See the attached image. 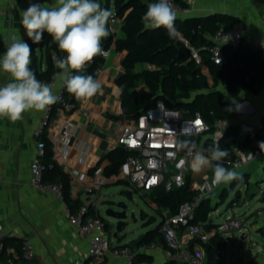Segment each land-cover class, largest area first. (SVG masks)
<instances>
[{
    "label": "crops",
    "instance_id": "0c3cea01",
    "mask_svg": "<svg viewBox=\"0 0 264 264\" xmlns=\"http://www.w3.org/2000/svg\"><path fill=\"white\" fill-rule=\"evenodd\" d=\"M183 1L190 8V12L185 16L206 17L214 13L232 14L247 25L249 32L254 37L264 40V0ZM31 2L55 4L56 0H31ZM111 3L114 9L112 13H115L114 1L111 0ZM28 4L29 0H0V56L6 51L4 42L7 40L10 30L20 29L21 34L23 33L19 23V13L21 9L27 8ZM124 36L121 21L117 26L114 38ZM23 38L27 40L26 36ZM44 41L45 38L42 43L37 45L36 58L31 57L32 62L35 59L40 69L47 67ZM108 49V57L95 73V79L102 82V94H97L90 100H77L69 109L56 105L50 113L47 110L28 111L23 114L22 120L16 122L0 118V145L2 147L0 155V223L4 227L5 236L12 239L6 247L0 243V264H9L14 260H17L18 263L21 244L25 238H29L35 247L33 264H78L84 261L88 255L87 239L79 234L78 227L71 224L67 218L66 206L68 204L66 201L54 192L34 188L31 183V162L35 157H40L42 151V143L34 134V130L39 125L45 126L47 136L52 141L55 160L71 175L72 196L80 199L85 205H92L101 216H103L101 209H107L108 205L115 203L111 196L112 190L109 187L110 184H117L114 176L110 179L105 178L99 188L95 187L93 191L86 189V185L97 180L94 170H92L93 167L96 165L103 167L106 164L105 155L111 149L119 146L118 136L121 127L130 121L119 117L122 112L121 92L116 84L117 77L124 71L122 66L124 52L118 51L114 44H111ZM59 71L61 70L56 72ZM7 82H9L8 75L0 72V85ZM59 86L64 85L62 81L57 80V87ZM54 91L55 88H53ZM226 96L235 111L231 121L239 125L241 132L247 133L250 129L256 130L262 125L264 120V85L258 93L242 89L235 98L228 94ZM49 114H51L50 117ZM208 138L211 139L208 135L204 138L205 146ZM253 148L251 147L245 152L249 153ZM236 171L249 174V182L245 183L247 190L248 186H263L264 153L253 156L248 164ZM81 174H84V179L79 178ZM188 175L192 178L194 186H197L199 183L191 169ZM223 185L219 187L220 190ZM104 186H108L105 191L102 190ZM124 190L127 189H122V194H125ZM148 193L141 194L146 195L151 203ZM218 213L220 212L214 210L209 218L215 221V216ZM251 213L248 211L243 215L244 218L249 215L246 219L248 231L250 228L260 231L261 228L259 229V225H254L256 224L254 221L261 216L264 217V207L262 206ZM108 217L109 219L103 216L109 226L106 228V232L110 236L111 234L117 236L113 244L129 243L136 237V235L127 236V234L118 236L116 230H123L125 227L121 229L115 218ZM123 221L125 223V220ZM244 232L242 231V233ZM196 233L197 226L178 228V237L188 244H191L192 237ZM193 249L206 261V248L201 242H195ZM257 252L259 253V251L252 252L248 260H241L236 264H244L249 261L254 264H264V259ZM140 253L152 254L153 260L138 264H165L168 260L165 248L160 244L151 251ZM219 262L225 264V260ZM105 264H127V262L124 258L108 253L105 256Z\"/></svg>",
    "mask_w": 264,
    "mask_h": 264
},
{
    "label": "trees",
    "instance_id": "16d2710c",
    "mask_svg": "<svg viewBox=\"0 0 264 264\" xmlns=\"http://www.w3.org/2000/svg\"><path fill=\"white\" fill-rule=\"evenodd\" d=\"M111 0H106L105 8L109 9ZM115 14L122 20L124 37L114 38L110 35L102 41L103 48H109L114 44L115 48L124 52L122 66L124 71L116 79V84L121 92V109L119 117L127 120L136 119L142 112L154 106L158 101L165 103L167 107L176 108L186 113L200 111L203 117L211 124L212 131L216 121H227V127L221 140V149H226L229 155L222 161L226 168L232 167L236 156V149L247 150L253 147L254 138L249 133L241 132L239 125L231 121L235 115L234 108L226 98L237 97L242 89H248L258 93L264 85V57L261 52L246 42L238 46L225 44L222 46L224 59L216 62L211 56L209 47L214 44L212 36L219 30H229L240 18L228 13H214L206 17L185 16L177 18L175 27L178 35L169 38L164 28L155 30L145 29L142 16L150 3L157 0H113ZM184 5L183 0H176ZM45 51L47 67L40 69L36 60L30 67L38 79H49L57 69L52 60V53L58 57L63 56L58 46L52 42L51 37L45 33ZM29 44H32L28 40ZM39 44L32 45V57L36 58ZM191 46L199 50L201 62L198 63L192 55ZM105 58L97 56L92 63L87 65L82 75H92L96 78L95 70L102 66ZM76 74V73H74ZM64 94L72 105L77 98L68 93L63 86ZM45 128V126H44ZM257 137L264 138V120L262 125L255 130ZM42 143L40 159L45 164L44 179L47 181L61 182L63 184L64 200L73 211H78L85 204L71 194V175L66 172L55 160L53 144L46 131L38 136ZM204 152L211 146V139L206 140ZM132 151L119 145L111 149L106 155V164L102 167L103 174L107 179L117 174ZM92 170H95L96 167ZM243 181H232L223 185L220 190L219 201L216 206L210 195L203 196L196 206L192 217L188 219V226H202L205 231H212L216 222L209 218L211 212L216 210L228 198L239 184L249 182V174L239 172ZM117 184H127L125 179H115ZM131 195V190H124ZM199 192L194 186L190 175L186 183L173 190H166L163 186L149 191L148 197L151 206L160 214V219L146 211L141 212L144 226H149L142 243L157 242L164 248L168 245L162 232L165 220L175 215L182 203L189 201ZM240 190H236L238 199ZM231 204V202H230ZM85 215H100L92 206L87 205ZM119 227H125L124 221L119 222ZM106 224V228H108ZM264 233V229H260ZM226 238L220 233H213L209 240L202 242L198 235L192 237L189 247L193 249L195 242H201L206 248L207 259L205 264H221L216 257V249L225 242ZM12 239L3 237V245L7 246ZM124 245H130L124 243ZM153 256L150 253H139L132 259V264L151 262ZM17 260L9 264H16ZM165 264H178L174 259L167 260ZM244 264H254L249 261Z\"/></svg>",
    "mask_w": 264,
    "mask_h": 264
},
{
    "label": "built area",
    "instance_id": "2783aa9c",
    "mask_svg": "<svg viewBox=\"0 0 264 264\" xmlns=\"http://www.w3.org/2000/svg\"><path fill=\"white\" fill-rule=\"evenodd\" d=\"M171 2L177 11V17L185 16L190 12V8L181 2L176 0H171ZM112 20L114 22L109 24L110 35H115L117 26L122 20L115 13H113ZM212 39L214 44L209 47V51L216 62H222L225 57L222 51L223 45L230 44L236 47L241 42H246L251 47L259 50L264 57V40L254 37L249 32L247 25L242 21L235 22L229 30L221 29L217 31L212 36ZM190 48L193 57L200 63L199 50L193 46ZM104 49L109 55V49ZM53 54L57 55L55 52L52 53V56ZM56 73L54 72L49 79H39L43 83L52 84L53 88H55L53 94L60 97L57 103L49 106L47 109L48 113L52 112L56 105L68 109L72 107L71 102L64 94L63 86L57 87ZM197 121H199V124L196 123ZM224 122L225 126L223 127L221 123ZM226 127L227 121L219 120L216 121L215 129L212 131L211 124L203 117L200 111L186 113L176 108L167 107L164 102L158 101L154 106L142 112L136 119L122 125L118 136V144L132 151V154L128 156L119 172L114 175V178L125 179L133 190L140 193H147L159 186H163L168 191L181 187L186 183L190 170V158L187 157V150L177 147L179 143H182V138L193 137V143L189 148L195 144L197 150L204 151V138L208 135L212 139L211 146H213L214 141H219L221 148V140ZM44 131V125L41 124L34 130V134L39 136ZM221 132L222 136L220 137L219 134ZM247 133L254 138V148L249 153L236 149V156L230 170L241 169L249 163L253 156L264 153L259 147L260 142H264V138L257 137L255 129H250ZM1 152L2 147L0 145V155ZM44 169L45 164L40 157H35L30 165L33 187L38 190L54 192L64 199L63 184L45 180ZM94 175L97 180L86 185L88 191H93L95 187L99 188L106 178L101 166L96 167ZM212 177L203 184H198V194L193 199L182 203L178 212L165 220L162 232L168 245L165 248L168 260L174 259L180 264H205L204 257L192 250L187 242L182 241L178 237V228L187 224L188 219L192 217L196 206L203 196L208 195L216 187L223 185H212ZM79 178L84 179V174H81ZM243 184L245 189H247L245 183ZM202 188L204 189L203 193L201 192ZM238 203L239 200L232 199L231 207L238 206ZM232 208H228L230 209L229 213L223 217L222 221L216 223L212 231H205L202 226H197L196 235L200 237L202 242L209 240L213 233H220L226 238L239 237L242 231H245L248 235L246 220ZM86 211L87 205L82 206L76 212L70 206H66V215L69 222L77 226L79 234L88 241V255L84 261L78 264H105V256L108 253L124 258L128 264L140 252H148L158 246L155 241L141 243L138 246L113 244V240L106 232V222L103 216L85 215ZM4 235V227L0 223L1 244H3ZM226 254L223 242L216 249V257L219 261H224ZM34 257V244L29 238H25L21 244L20 260L17 264H33Z\"/></svg>",
    "mask_w": 264,
    "mask_h": 264
},
{
    "label": "clouds",
    "instance_id": "9594fccd",
    "mask_svg": "<svg viewBox=\"0 0 264 264\" xmlns=\"http://www.w3.org/2000/svg\"><path fill=\"white\" fill-rule=\"evenodd\" d=\"M19 15L23 33L20 29H11L4 42L6 51L0 56V72L9 77V82L0 85V118L16 122L23 119L24 113L45 111L60 100L58 95L53 94V85L41 82L30 67L32 45L42 43L45 33L64 54L61 57L53 54L52 60L55 67L61 70L55 78L63 82L68 93L78 100H90L102 94L100 80L79 73L84 72L97 56L108 55L102 41L110 36L109 24L114 22L110 9L102 7L99 0H56L55 4L29 0L28 7L21 9ZM141 19L145 29L164 28L169 38L178 35L175 27L177 11L171 0L150 3ZM219 135L221 137L222 132ZM177 147L184 149L186 146L179 143ZM259 147L264 152V142H260ZM206 151L207 155L197 150L195 144L187 149L193 173L200 174L211 169L212 185L243 181L241 173L223 165L222 161L229 153L220 148L219 141H214ZM201 192H204L203 188Z\"/></svg>",
    "mask_w": 264,
    "mask_h": 264
},
{
    "label": "rangeland",
    "instance_id": "374dc122",
    "mask_svg": "<svg viewBox=\"0 0 264 264\" xmlns=\"http://www.w3.org/2000/svg\"><path fill=\"white\" fill-rule=\"evenodd\" d=\"M101 2V6H106V0H99ZM109 9L113 12V4L111 3L109 6ZM228 98V96H226ZM237 104V103H236ZM221 125L224 127L225 122L221 123ZM213 175V171L211 169L205 170L204 172L200 174H195V178L199 184H203L206 180H209ZM110 189L112 190L111 196L113 200L115 201L114 204L108 205L109 207L118 208L119 202H125L127 205V218L125 219V228L123 230H116L118 232V236H127L130 235H140L143 232H146L149 228V226H144V219L141 216V212L144 210L148 212L149 214H154L157 216L158 220L160 219V214H158L154 208L151 206V203L148 201V198L146 195H142L140 192L133 190L132 187H130L128 184L120 183V184H110ZM221 187V186H219ZM219 187H216L215 189L210 191V196L213 200L214 206H216L219 201L218 192L220 190ZM108 188V186H104L103 191ZM127 189L131 190L132 194H122L121 190ZM240 190L241 199L240 197L237 199L239 200V205L236 207H231L230 202L232 199L236 196V190ZM264 185L260 186H248V190L244 188V184H239L235 190H233L226 201L221 204L216 211H219L215 216V221L220 222L223 220V217L229 213L228 209L229 207L236 211L237 214L244 215V212L251 211L252 213L257 211V209L264 207ZM150 199V198H149ZM106 209H101L102 215L109 219V217L105 214ZM251 213V214H252ZM249 216V215H248ZM247 216V217H248ZM244 217V216H243ZM247 217L244 219L246 220ZM254 225H259V229H264V217L261 216L257 218L254 221ZM113 231V229H112ZM111 231V233H112ZM242 233L239 234V239L237 241L234 240V238H228L226 240V259L225 264H236V262L241 260H248L251 257L252 252L259 251L258 254H260L261 258L264 259V233L250 228L248 231V235L245 239H241ZM111 239L115 242L117 239V236H114L111 234Z\"/></svg>",
    "mask_w": 264,
    "mask_h": 264
},
{
    "label": "water",
    "instance_id": "95a60500",
    "mask_svg": "<svg viewBox=\"0 0 264 264\" xmlns=\"http://www.w3.org/2000/svg\"><path fill=\"white\" fill-rule=\"evenodd\" d=\"M51 114H49L50 117ZM193 137H183L182 138V143L186 146L183 150H187L189 146L193 143ZM241 195V194H240ZM264 200V198H263ZM105 214L107 216L115 218L118 222L123 221L127 218V205L125 202H119L118 203V208H113V207H108L105 210ZM147 232V231H146ZM146 232L141 233L137 237H134L129 241V244L132 246H138L139 244L142 243L143 239L146 236ZM247 237V233L244 232L240 238L245 239ZM239 237H235L234 240L237 241ZM132 264V262L128 263Z\"/></svg>",
    "mask_w": 264,
    "mask_h": 264
},
{
    "label": "snow or ice",
    "instance_id": "6c2138e0",
    "mask_svg": "<svg viewBox=\"0 0 264 264\" xmlns=\"http://www.w3.org/2000/svg\"><path fill=\"white\" fill-rule=\"evenodd\" d=\"M196 123L199 124V121H197Z\"/></svg>",
    "mask_w": 264,
    "mask_h": 264
}]
</instances>
